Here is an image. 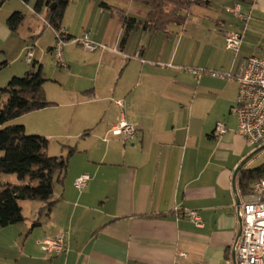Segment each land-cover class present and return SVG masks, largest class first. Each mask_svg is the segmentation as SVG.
<instances>
[{"label":"crops","instance_id":"0c3cea01","mask_svg":"<svg viewBox=\"0 0 264 264\" xmlns=\"http://www.w3.org/2000/svg\"><path fill=\"white\" fill-rule=\"evenodd\" d=\"M204 1L183 25L166 31L144 27L141 21L150 10L144 4L148 8L141 19L132 16L138 25L125 41L115 9L101 6L104 17L109 14L103 32H89V37L118 51L64 46L67 67L55 68L44 85L54 104L34 111L52 112L39 119L48 128L38 133L22 124L30 134L60 138L51 155L75 151L63 182L55 186L58 201L50 214L39 224L11 225L15 246L26 239L16 264H235L242 229L237 197L241 204L248 200L240 179L254 163L248 159L239 171L237 191L233 178L253 147L238 133L237 80L209 72L236 73L258 36L264 55V0ZM7 2L6 13H0L5 56L0 63L13 62L7 72L11 79L28 70L27 49L36 45L26 38L17 43L19 28L12 31L7 18L20 11L23 0ZM234 3L250 15L247 22L226 11ZM31 10L45 18L43 10ZM29 24V34L42 32L37 20ZM62 27L73 36L72 24L63 21ZM227 31L243 33L237 55L226 48ZM54 44L47 47L50 54ZM35 61L43 65L34 50ZM122 120L136 127L133 140L111 132ZM218 123L226 128L221 135L215 134ZM83 174L90 178L78 189L75 180ZM186 210H196L202 225ZM59 233L67 234L66 253L36 252L37 247L43 251L40 240ZM28 244L35 251L27 253Z\"/></svg>","mask_w":264,"mask_h":264},{"label":"trees","instance_id":"16d2710c","mask_svg":"<svg viewBox=\"0 0 264 264\" xmlns=\"http://www.w3.org/2000/svg\"><path fill=\"white\" fill-rule=\"evenodd\" d=\"M7 0H0V7ZM28 3L31 0H23ZM71 0H36L35 13L45 10V19L52 29H60L66 9ZM150 6L145 20V28L166 31L170 25H183L192 8L202 5L204 0H136ZM101 6L115 11L123 25V41L130 31L137 27L138 19L128 15L123 9ZM22 11H14L7 18V24L16 31L24 21ZM69 37H73L68 33ZM33 47V46H32ZM7 62L0 63V69ZM31 68L23 76H13L6 86L0 88V177L2 174H15L17 182L0 180V227H7L26 220L22 201L41 202L37 212L39 224L41 217L48 216L57 203L54 198L55 186L62 183L68 168L70 148L67 156L50 155L47 151L50 140L43 135L30 134L22 123L14 122L20 116L49 107L54 104L47 98L45 83L48 76L43 65L32 59ZM264 177V163L242 171L240 185L247 193L253 183Z\"/></svg>","mask_w":264,"mask_h":264},{"label":"built area","instance_id":"2783aa9c","mask_svg":"<svg viewBox=\"0 0 264 264\" xmlns=\"http://www.w3.org/2000/svg\"><path fill=\"white\" fill-rule=\"evenodd\" d=\"M226 11L236 18L247 22L250 15L243 11L240 3L225 6ZM46 21V19H45ZM56 43L52 54L60 67H67L64 58V46L68 43L82 45L89 51L97 49H110L117 52V48H109L102 43L94 42L89 34L81 37H69L65 28L53 29ZM243 41L242 31H227L225 33L226 48L237 55ZM34 49L29 46L26 60L32 62ZM203 71L196 70L200 75ZM214 76L236 79L239 84L236 105L233 112L238 117V133L250 145L261 146L264 144V55L249 56L242 60L236 73H222L210 71ZM226 131L223 123H218L215 134L221 135ZM113 135L124 140H133L136 136V127L129 121L122 120L112 126ZM89 175L83 174L75 180V186L83 189L89 180ZM248 200L238 208V216L242 219V232L235 246L236 264H264V177L255 181L246 194ZM188 217L196 224L202 225V218L196 210H186ZM41 249L46 255H60L66 253L67 234L59 233L56 236H47L39 241ZM184 255V254H183Z\"/></svg>","mask_w":264,"mask_h":264},{"label":"rangeland","instance_id":"374dc122","mask_svg":"<svg viewBox=\"0 0 264 264\" xmlns=\"http://www.w3.org/2000/svg\"><path fill=\"white\" fill-rule=\"evenodd\" d=\"M35 1L36 0H31L28 3L23 1L22 3H20L22 4V6L19 8V10L25 14V18L22 24L19 26V29L17 32L18 34L14 38H16L15 40H17V43L20 42V40H23L25 38L33 40V43H35L36 45V47H34V50L37 52L38 58L42 61L44 65V71L46 72L48 78H50L52 77L51 73L54 71L55 68L62 69L63 67L58 66L53 54H50L47 51L48 45H53L54 43H56V38L54 36L55 34H53L49 25L45 21V18L44 17L42 18L39 16L40 17L39 19L38 15L37 14L35 15L32 12L31 6L33 9V5L35 4ZM85 2H83V0H71L67 8V11H66L67 13L63 21L65 24H72L71 33L73 34V37H81L85 33H89V32H92V33L94 32L102 33L103 32V27L105 25V22L109 14L105 15L104 17L102 13L103 9L101 7L102 2L113 4L114 6L123 9L127 14L131 16H136L139 19H141L140 17L144 15V12L148 8L146 5H144V3L142 4L136 0H85ZM9 3L10 2H7L2 5V7L0 8L1 15L4 12L6 13V8L9 6L8 5ZM43 15L45 16V10H43ZM34 20H37L38 24L41 25L42 32L40 31L38 34H35V33L29 34L30 33L28 31L29 30L28 27L30 26L29 23ZM43 22L46 24V26L43 25ZM25 33H26V36L24 35ZM30 35H32L33 37ZM11 41L13 42L14 40H11ZM260 41H261V38L259 36L256 37V41L253 42L251 46L247 47V50H250V52H247L248 53L247 55L249 56H262L263 55L262 48H261L262 44L259 43ZM6 44H8V42H6ZM15 44H16V41H15ZM68 44H72V43H68ZM2 48L4 49V43L0 41V55H1L0 60L5 57L1 53ZM82 48L85 49L83 46ZM13 49L14 48H8V51L13 50ZM11 55H14V54H11ZM12 63L13 62L10 60L7 66L2 67L0 69V88L3 86H6L10 79L7 76L10 75L11 73L7 74V72L8 70L13 68ZM25 64L26 66L28 65L27 61L25 62ZM27 68L29 70L31 68V65H28ZM22 71L23 72H20V74H18L19 76H23L26 73L25 68ZM12 73H18V72L12 71ZM46 113L52 114V112L50 111H44V112H39V113L33 111V112H29V113H26L20 116L19 118L15 119L14 122H21V123H24L25 125L27 123L28 130L36 131L38 133H41V132L44 133L46 129L48 128V125H45L44 123H39V119L40 117H43L42 119H45L46 116H48V115H45ZM47 138L50 140L49 142L50 151H48V153L50 154L51 152L53 153V151H56L55 150L56 145L61 146L62 143L59 141L60 138L57 136L52 139L49 136ZM252 147H253V151H255L259 146L257 147V146L252 145ZM68 152L69 150H67V153ZM2 153L3 152L0 151V155H2ZM248 161H252L254 163L252 167H257L263 164L264 163V150L250 157ZM0 180L1 182H17L18 179L15 174H5L4 173L0 177ZM40 204H41L40 202L32 201V200L22 201L23 212L28 217L26 219L27 221L35 222L37 220L38 216H37L36 209L38 208ZM23 222H19V223L23 224ZM11 228H13L11 225L9 227L8 226L0 227V232H1L0 233V264H16L17 258L20 255V252H22V249L24 246L23 244L25 243V240H26V239H23L22 237L20 244L18 246H15L14 234H13L14 232L11 231L12 230ZM31 247H32V244L27 245V248L25 249L27 253H29V251L30 252L35 251L33 249L31 250L30 249ZM39 249L40 248L37 247L36 249L37 253L40 252L41 254H46L44 251H41Z\"/></svg>","mask_w":264,"mask_h":264},{"label":"water","instance_id":"95a60500","mask_svg":"<svg viewBox=\"0 0 264 264\" xmlns=\"http://www.w3.org/2000/svg\"><path fill=\"white\" fill-rule=\"evenodd\" d=\"M264 150V144H262L261 146H259L254 152H252V154H250L248 157H246L243 162L236 168L235 172H234V178H233V187H234V190L237 191V185H236V179H237V175L239 173V171L242 169L243 165L247 162V160L252 157L253 155H255L256 153L258 152H261ZM237 205H238V208H240L241 206V201H240V198L239 196L237 197ZM240 219V222L242 221V219L239 217ZM241 232H242V229L240 230L239 232V236L241 235ZM233 259H234V262L236 260V253L234 252L233 253ZM236 264V263H235Z\"/></svg>","mask_w":264,"mask_h":264}]
</instances>
